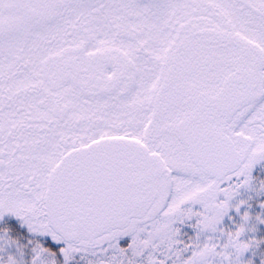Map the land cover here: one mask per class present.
<instances>
[{"label":"snow or ice","instance_id":"snow-or-ice-1","mask_svg":"<svg viewBox=\"0 0 264 264\" xmlns=\"http://www.w3.org/2000/svg\"><path fill=\"white\" fill-rule=\"evenodd\" d=\"M0 264H264V0H0Z\"/></svg>","mask_w":264,"mask_h":264}]
</instances>
